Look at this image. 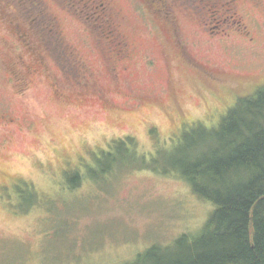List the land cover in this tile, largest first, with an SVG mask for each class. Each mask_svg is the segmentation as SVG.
Segmentation results:
<instances>
[{
	"label": "rangeland",
	"instance_id": "obj_1",
	"mask_svg": "<svg viewBox=\"0 0 264 264\" xmlns=\"http://www.w3.org/2000/svg\"><path fill=\"white\" fill-rule=\"evenodd\" d=\"M91 1L0 0V264H127L154 243L199 231L212 203L162 172L264 83V0H237V14L230 0L228 14L215 0H167L170 14L147 0H98L118 14L122 58L120 44L106 46ZM46 15L57 24L47 36L52 53L38 32ZM217 16L248 36L233 27L208 34ZM61 45L81 62L79 70L69 62L73 74L60 66ZM198 67L235 81L206 82ZM126 136L155 171L136 169L132 156L87 178Z\"/></svg>",
	"mask_w": 264,
	"mask_h": 264
},
{
	"label": "trees",
	"instance_id": "obj_2",
	"mask_svg": "<svg viewBox=\"0 0 264 264\" xmlns=\"http://www.w3.org/2000/svg\"><path fill=\"white\" fill-rule=\"evenodd\" d=\"M93 1L94 12L102 17L101 22L108 29L104 38L109 47L108 40L113 42L115 39L114 43L119 40L112 32L114 27L110 25L105 9L98 0ZM147 1L158 6V9L155 7L157 11L162 10L167 14V7L173 6L167 0ZM54 19L46 15V24L38 29L44 50L51 53V41L47 36L57 30L51 21ZM222 21L217 16L214 25ZM33 28L38 26L34 25ZM59 40L58 37L56 42ZM63 46L60 47L66 52V61H60V66L70 74L74 70L69 62L76 63L77 70L81 62L74 57V51L67 48L69 46ZM31 50L35 54L34 49ZM121 53L120 49L115 57ZM59 58L63 59L61 54ZM37 60H40L39 54ZM225 112L217 126L203 131L207 135L192 136L187 151L178 157H171L169 163L172 171H160L178 173L189 184L193 194L212 203L214 208L206 221L196 233H182L166 247L154 243L138 254L135 261L127 264H264V83L252 93L239 96L235 106L228 107ZM132 140L131 136L119 138L117 153L107 152L95 160L87 178H104L106 174L118 171V164L129 166L126 160L133 159L132 156L137 161L136 169L151 168L155 171L144 163L143 156L136 158L131 147ZM119 149H122L121 155H118ZM120 159L123 161L119 162ZM79 179L78 174L71 176L70 188H75Z\"/></svg>",
	"mask_w": 264,
	"mask_h": 264
},
{
	"label": "flooded vegetation",
	"instance_id": "obj_3",
	"mask_svg": "<svg viewBox=\"0 0 264 264\" xmlns=\"http://www.w3.org/2000/svg\"><path fill=\"white\" fill-rule=\"evenodd\" d=\"M218 1V4H217V8H219V12L220 13H222V14H228V13H226V9H224V3H223V1L224 0H217ZM227 3V2H226ZM229 4H230V6H231V11L233 12V13H235V14H237V0H230L229 2H228ZM101 6L103 7V9H105L104 10V12L106 13L105 15H106V17H108V19H109V21H110V25L112 26V27H114L112 30V32L113 33H115L116 34V39H118L119 40V42H117V43H115V44H120L119 46H117V47H125L126 46V39H125V37L123 36V34L121 33V31H120V28H119V22L117 21V16H118V14L116 13V12H113V10L111 9V7H110V5L107 3V2H102L101 3ZM228 7V6H227ZM168 9H169V14L171 13V10H173L174 9V7L173 6H168L167 7ZM184 8V7H183ZM239 16V15H238ZM116 20V21H115ZM210 22H211V20H210ZM226 25H224V27H222V26H220V25H214L213 24V26H210V28H209V33L208 34H210V35H212V36H214V35H219L220 33V31H223V35H226V36H228L227 34H225V32H224V29H228V28H230V27H233V28H235L236 30H239V31H241L242 33L241 34H243V36L245 37V36H248V32H247V30L246 29H244L243 30V28H241V27H239V26H233L229 21L227 22H224ZM221 34V35H222ZM249 40L250 41H252V38L250 37L249 38ZM21 41L23 42V44H24V46H25V39L22 37V39H21ZM110 43H113L114 44V42L116 41L115 39H114V41L112 42L111 40H108ZM109 44V43H108ZM109 47H113V45H109ZM122 48V49H123ZM181 50H182V47H181V49H180V51H179V53H182V54H184L183 52H181ZM123 52L121 53V55L119 56V58H122V56H123V54H124V52H125V49L124 50H122ZM183 51V50H182ZM125 55V54H124ZM27 67V66H26ZM200 68L198 67V68H196V70H199ZM127 70V67L125 66V67H123L122 68V71H126ZM200 72H201V77L204 79V80H206V82H209V79L210 78H212V79H214V80H217V81H223V82H227V83H231V82H233V81H235V80H232L231 82L229 81V79H231V78H228L227 76H225L224 74H219V73H213V72H211L210 70H208V69H200ZM209 84H211V83H209ZM212 85V84H211Z\"/></svg>",
	"mask_w": 264,
	"mask_h": 264
}]
</instances>
